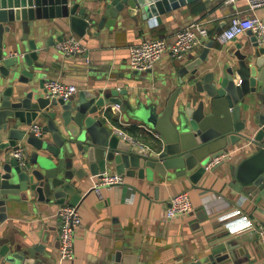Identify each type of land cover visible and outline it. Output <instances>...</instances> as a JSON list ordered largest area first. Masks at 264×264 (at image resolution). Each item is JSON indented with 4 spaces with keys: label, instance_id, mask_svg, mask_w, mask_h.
<instances>
[{
    "label": "water",
    "instance_id": "95a60500",
    "mask_svg": "<svg viewBox=\"0 0 264 264\" xmlns=\"http://www.w3.org/2000/svg\"><path fill=\"white\" fill-rule=\"evenodd\" d=\"M184 1L0 0V224L19 207L33 214L53 204L79 205L85 199L82 186L108 170L150 184L158 175L171 185L185 177L198 184L224 167L231 188L264 198V40L252 30L219 64H205L213 38L198 56L176 61L163 110L159 101L136 104L125 87L90 86L67 99L49 96L44 88L47 75L85 80L90 61L88 53H78L48 65L44 57L55 41L44 37V21L86 38L117 27L121 17L138 24L153 17L161 21ZM117 104L116 114L107 107ZM118 118L145 124L142 143L122 139L107 123L120 124ZM37 120H47L39 135L32 129ZM20 144L24 162L12 153ZM41 250L30 239L0 233V260L6 263L30 264ZM103 264L133 261L117 252ZM188 264H241V259L211 254Z\"/></svg>",
    "mask_w": 264,
    "mask_h": 264
},
{
    "label": "crops",
    "instance_id": "0c3cea01",
    "mask_svg": "<svg viewBox=\"0 0 264 264\" xmlns=\"http://www.w3.org/2000/svg\"><path fill=\"white\" fill-rule=\"evenodd\" d=\"M237 13L264 19V7L250 11L246 0L231 3L226 0H185L177 8L162 14L161 21L153 17L138 24L130 16L121 17L117 27L102 29L99 35L89 34L86 38L64 33L54 21H44L40 26L46 31L44 37L55 41L44 57L48 65L65 59V54L57 47L62 42L57 41L60 35L63 40L71 36L78 38L85 49L81 54L90 55L85 80L54 75H47L46 80L75 84L78 92L90 86L125 87L136 104L159 101L158 109L163 110L171 89L170 81L177 76L179 63L166 52L152 69L135 74L129 63L130 48L157 38H164L171 44L177 32L195 22L202 23L213 35L220 26L224 29L231 16ZM246 38L245 33L226 45L216 42L205 64H219L228 50ZM202 48H195L186 59L198 56ZM113 118L116 119V115L113 114ZM119 121L120 124L107 123L113 128L121 127L142 143L143 122L133 118ZM46 123L47 120L35 122L38 125ZM223 168L210 173L198 184L185 177L168 185L161 183L158 175L150 184L137 175H123L124 184L109 189L94 187L100 177L92 176L82 186L85 199L78 205L82 225L75 234L73 261L59 256L58 211L61 206L58 204L33 214L31 209L19 207L0 224V233L1 236H19L21 240L30 239L35 246L42 245V250L36 251L30 264H103L117 252L130 257L133 264H188L211 254L235 255L241 259V264H264V244L258 233L264 225V198L260 194L235 191L228 185L231 179L225 177ZM107 173L116 172L108 170ZM183 191H188L193 210L169 219L166 212L169 199ZM38 231L41 235H37ZM44 236L46 241H43ZM0 264L12 263L0 260Z\"/></svg>",
    "mask_w": 264,
    "mask_h": 264
},
{
    "label": "built area",
    "instance_id": "2783aa9c",
    "mask_svg": "<svg viewBox=\"0 0 264 264\" xmlns=\"http://www.w3.org/2000/svg\"><path fill=\"white\" fill-rule=\"evenodd\" d=\"M235 0H226V3ZM248 9L255 11L264 7V0H246ZM248 30H252L259 39L264 40V19L256 16H247L237 13L231 16L229 24L219 32L211 35L207 28L200 22L192 23L190 26L176 33L174 41L169 44L164 38L150 39L143 41L129 50V63L133 71L146 72L154 67L161 57L168 52L174 61L182 60L187 54L195 48L204 47L211 38L221 45H226L245 34ZM57 47L63 51L65 55H73L83 53L85 51L80 40L76 37H68L60 42ZM44 88L49 96L61 97L64 99L78 93L75 84L65 83L60 80L48 79L44 83ZM113 113L120 111V105H113L111 108ZM36 134H41L40 126L34 124L32 126ZM114 131L122 138L129 140L132 144L138 145L136 138L128 134L121 127H115ZM13 155L24 162L25 147L20 144L12 151ZM223 156L212 159L206 168L220 162ZM124 176L118 173H107L100 177L94 187L113 188L117 185L124 184ZM193 210V204L188 191L180 192L169 199L167 206V217L173 219L179 215L188 214ZM60 220L59 228V256L63 260L75 259V234L82 225V216L80 207L73 204H65L58 211ZM261 241L264 244V225L258 229Z\"/></svg>",
    "mask_w": 264,
    "mask_h": 264
}]
</instances>
